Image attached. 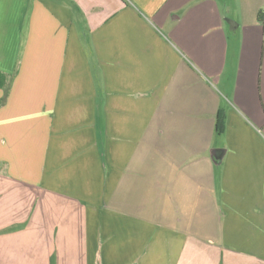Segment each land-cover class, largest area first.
I'll list each match as a JSON object with an SVG mask.
<instances>
[{"label": "crops", "instance_id": "0c3cea01", "mask_svg": "<svg viewBox=\"0 0 264 264\" xmlns=\"http://www.w3.org/2000/svg\"><path fill=\"white\" fill-rule=\"evenodd\" d=\"M259 15L0 0V264H264Z\"/></svg>", "mask_w": 264, "mask_h": 264}, {"label": "trees", "instance_id": "16d2710c", "mask_svg": "<svg viewBox=\"0 0 264 264\" xmlns=\"http://www.w3.org/2000/svg\"><path fill=\"white\" fill-rule=\"evenodd\" d=\"M259 19L260 20H262V21H264V16L263 15H259ZM9 91V89H7V92ZM218 128H219V132H223V127H222V124L220 125H218Z\"/></svg>", "mask_w": 264, "mask_h": 264}, {"label": "water", "instance_id": "95a60500", "mask_svg": "<svg viewBox=\"0 0 264 264\" xmlns=\"http://www.w3.org/2000/svg\"><path fill=\"white\" fill-rule=\"evenodd\" d=\"M217 153H215V158L217 159V160H221L222 158H223V153L221 154L220 153V156L218 155V151H216Z\"/></svg>", "mask_w": 264, "mask_h": 264}, {"label": "rangeland", "instance_id": "374dc122", "mask_svg": "<svg viewBox=\"0 0 264 264\" xmlns=\"http://www.w3.org/2000/svg\"><path fill=\"white\" fill-rule=\"evenodd\" d=\"M260 137H261L262 141L264 142V132H262V133L260 134Z\"/></svg>", "mask_w": 264, "mask_h": 264}]
</instances>
